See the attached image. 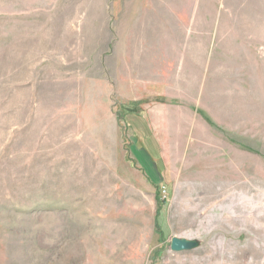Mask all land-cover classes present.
<instances>
[{"label":"rangeland","instance_id":"obj_1","mask_svg":"<svg viewBox=\"0 0 264 264\" xmlns=\"http://www.w3.org/2000/svg\"><path fill=\"white\" fill-rule=\"evenodd\" d=\"M0 264H264V0H0Z\"/></svg>","mask_w":264,"mask_h":264},{"label":"water","instance_id":"obj_2","mask_svg":"<svg viewBox=\"0 0 264 264\" xmlns=\"http://www.w3.org/2000/svg\"><path fill=\"white\" fill-rule=\"evenodd\" d=\"M195 247V243L187 241L185 239L172 238L170 249L173 252H181L191 250Z\"/></svg>","mask_w":264,"mask_h":264}]
</instances>
